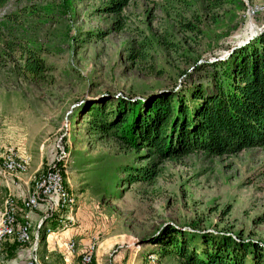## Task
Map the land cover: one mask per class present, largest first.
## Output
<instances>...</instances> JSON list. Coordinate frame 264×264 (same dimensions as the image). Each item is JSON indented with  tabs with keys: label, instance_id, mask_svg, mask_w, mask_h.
I'll return each mask as SVG.
<instances>
[{
	"label": "rangeland",
	"instance_id": "374dc122",
	"mask_svg": "<svg viewBox=\"0 0 264 264\" xmlns=\"http://www.w3.org/2000/svg\"><path fill=\"white\" fill-rule=\"evenodd\" d=\"M103 2L9 0L0 7V185H15L20 177L29 199L40 194L44 175L56 164L71 198L62 206V195L54 196L57 212L41 204L39 215L46 213L36 225L26 199L15 196L13 184L11 192L6 189L16 229L27 221L33 226L26 241L17 231L0 238V264H29L33 254L39 264H83L87 248L94 250L88 264H179L158 261V246L148 242L168 225L264 243V148L158 162L114 138H99L75 112L87 99H136L177 89L186 74L196 78L195 66L224 60L256 36L264 24V0L214 12L195 0H131L121 30L113 14L100 10ZM23 47L44 60L39 77L24 71ZM10 159L23 161L24 169L6 171ZM150 161L158 162L156 174L130 182L127 170ZM45 217L48 226L73 234L64 241L69 239L70 252L76 244L74 254L63 246L49 248L40 238L33 252L36 232L54 231L40 224ZM192 241L200 245L199 235Z\"/></svg>",
	"mask_w": 264,
	"mask_h": 264
},
{
	"label": "trees",
	"instance_id": "16d2710c",
	"mask_svg": "<svg viewBox=\"0 0 264 264\" xmlns=\"http://www.w3.org/2000/svg\"><path fill=\"white\" fill-rule=\"evenodd\" d=\"M8 1L0 0V7ZM130 1L104 0L100 7L116 17L113 25L117 30L125 24L121 14ZM195 1L205 12L218 11L228 4L243 5L242 0ZM185 26L194 28L189 23ZM23 68L39 77L45 62L33 48L23 47ZM194 70L196 78L186 74L187 81L177 89L136 99L113 95L87 99L75 112L82 114L88 130L99 138H114L136 154L154 156L158 162L197 152L230 156L246 148H264V30L226 59L205 62ZM142 150L145 154L140 153ZM157 161L137 169L130 167V182L151 179ZM48 220L44 219L42 227ZM195 234L200 237V245L192 241ZM39 238L45 239L41 231ZM148 240L158 246V261L171 258L179 264H264V243L230 234L168 225Z\"/></svg>",
	"mask_w": 264,
	"mask_h": 264
},
{
	"label": "bare ground",
	"instance_id": "6f19581e",
	"mask_svg": "<svg viewBox=\"0 0 264 264\" xmlns=\"http://www.w3.org/2000/svg\"><path fill=\"white\" fill-rule=\"evenodd\" d=\"M5 157V156H4ZM55 165L53 166V174H54V179L58 181V186L59 188H56V194L54 196H57V194L62 195L60 203H62V206H69L71 203V198L69 197V194H67L65 185H63V179L62 174L58 171L55 170ZM4 167L6 171H19L24 169V163L21 160L18 159H10L4 163ZM4 170V171H5ZM51 177V170L49 169V172L44 175V180L43 182L39 185L40 186V194L39 195H34L30 197L28 200L32 201H39L40 195L43 192V186L49 181ZM38 192V191H37ZM13 202H10L7 206V198H6V207L8 208V219L6 220V223L2 225L0 228V238H3L5 236H10L11 234H14L16 231L18 232L19 238L23 241H26L30 239V233H28V230L33 226L31 222H25V225H23L20 229H16V222H17V217H16V212L15 209L13 208L12 204ZM55 204L53 203V209H54ZM25 207L28 208V205H26L25 202ZM48 212H57V211H48ZM46 219V217L44 218ZM41 224V223H40ZM37 225V224H36ZM6 238V237H5ZM38 239H39V233H38ZM73 242V241H72ZM74 243H71L70 245V250L74 252L75 248ZM67 247H68V241H67ZM1 248V247H0ZM93 251L88 252L87 248V264L91 262L92 256H93ZM2 252V248L0 250V253ZM36 256V254H35ZM83 264L86 262V254L83 255L82 257Z\"/></svg>",
	"mask_w": 264,
	"mask_h": 264
},
{
	"label": "crops",
	"instance_id": "0c3cea01",
	"mask_svg": "<svg viewBox=\"0 0 264 264\" xmlns=\"http://www.w3.org/2000/svg\"><path fill=\"white\" fill-rule=\"evenodd\" d=\"M22 174V173H21ZM21 174H19V175H21ZM19 175H18V177H19ZM17 178V177H16ZM20 177L19 178H17V180H15L16 182H15V184L16 185H14L13 184V182H12V184L15 186V187H13V192H14V194H16L15 196H21V197H24L25 195H26V193H27V191H29V189L30 188H28V186H26V180L24 181V180H22L21 182H20ZM28 180V179H27ZM1 182V181H0ZM20 182V183H19ZM8 182H7V180H6V183H2L1 185H0V188H1V190H0V213L2 212V210H3V206H4V204H3V200H4V195H5V193H6V189H7V192L9 193V192H11V185L10 184H7ZM5 184V185H4ZM6 185H8V187L6 186ZM10 185V186H9ZM9 190V191H8ZM22 194V195H21ZM41 210H43V207L42 208H40V206H39V208L36 210V211H34L33 213H32V215H31V218H32V220H33V223H35V224H37V222L44 216V214L42 215V213L39 215V211H41ZM42 215V217H39V216H41ZM52 225H54V222H53V224ZM44 228H51V229H54V231L52 232V234L51 233H49V234H47L46 233V236H45V242H46V244H47V246L49 247V248H53V247H59V248H61L62 246L64 247V240H66L67 238H69L70 236H73V234L72 233H68L67 232V230H65V231H62V232H59L58 231V229H55L54 228V226L53 227H51V226H48L47 224H45V226H44ZM71 238V237H70ZM69 240V239H68ZM67 240V241H68ZM66 251L69 253V254H74L75 252H70L68 249H66ZM146 259V258H145ZM137 262L139 263H141V261L139 260H137ZM147 262H146V260L144 261V264H146ZM148 264H150V263H148Z\"/></svg>",
	"mask_w": 264,
	"mask_h": 264
},
{
	"label": "built area",
	"instance_id": "2783aa9c",
	"mask_svg": "<svg viewBox=\"0 0 264 264\" xmlns=\"http://www.w3.org/2000/svg\"><path fill=\"white\" fill-rule=\"evenodd\" d=\"M53 166H54V164L50 166L51 177H50L49 181L43 186V192L40 195L39 201L28 200L27 199V193L24 196V199H26V205H28V213H33L34 211H36L41 204H45L47 206L46 212L54 211L53 210V200H54V195L56 194V188H59V186H58V181L56 179H54ZM2 171L4 172V170H2ZM7 219H8V208L6 207V197H5L3 210L0 213V228L2 227L3 224L6 223ZM64 247H65V249H67V241L65 242ZM0 250H1V248H0ZM83 253L86 254V262H85V264H87V254H88V252L86 250ZM31 258L32 259L29 262V264L38 263L37 262V256L34 257V255H32Z\"/></svg>",
	"mask_w": 264,
	"mask_h": 264
},
{
	"label": "water",
	"instance_id": "95a60500",
	"mask_svg": "<svg viewBox=\"0 0 264 264\" xmlns=\"http://www.w3.org/2000/svg\"><path fill=\"white\" fill-rule=\"evenodd\" d=\"M264 30V24L262 25V27L261 28H259V31L258 32H262ZM249 40H246V41H244L243 43H241V44H239V46L240 45H243V44H245V43H247ZM43 221H44V219L43 220H41V224L43 223ZM38 231L36 232V234H35V242H34V246H33V252H35V250H36V248H37V246H38ZM34 255V257H35V254H33ZM36 264H38V263H36Z\"/></svg>",
	"mask_w": 264,
	"mask_h": 264
}]
</instances>
